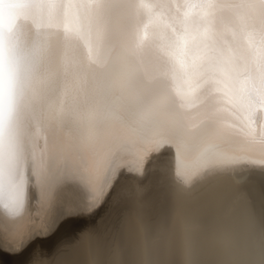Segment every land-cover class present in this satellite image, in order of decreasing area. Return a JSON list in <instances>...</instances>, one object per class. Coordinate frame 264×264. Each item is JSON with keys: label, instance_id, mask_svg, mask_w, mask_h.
Instances as JSON below:
<instances>
[{"label": "bare ground", "instance_id": "6f19581e", "mask_svg": "<svg viewBox=\"0 0 264 264\" xmlns=\"http://www.w3.org/2000/svg\"><path fill=\"white\" fill-rule=\"evenodd\" d=\"M218 2L211 0L209 4ZM205 4L208 0H103L86 6L95 21L93 26L84 20L61 18L52 27L41 26L33 5L18 0H4L0 5L6 23L12 25V37L28 54L30 72L22 111L37 150L43 148L47 134L90 166L95 155L101 160L87 147L92 136L98 148L122 149L105 167V195L94 196L88 187L81 188L73 181L57 198H50L47 188L39 190V198L26 205L19 219L0 218L3 235L9 240L27 229L38 232L36 245L28 253L29 264H43L36 258L45 257V253L50 258L47 261L60 256L57 261L64 264L102 262L103 250L92 235L111 208L125 209L128 218L122 235L133 242L126 253L132 264H264V209L242 197L244 191L259 195V189H264V158L258 147H245L244 140L251 139L250 135L242 139L239 131L222 125L241 126L246 134L254 130L256 138L264 131V108L259 107L264 104L248 103L255 95L251 69L259 55L260 37L238 28L231 16L237 10L221 14L201 7ZM191 7L195 13L187 15ZM207 26L210 29L203 34ZM210 43L215 51L208 47ZM202 66L210 69L205 78L199 74ZM225 67L227 73L221 71ZM208 79L226 81L229 96L236 100L233 108L220 99L221 92L211 89L217 98L213 103L214 126L236 150L246 148L249 152L215 151L212 156L197 154L194 161L178 154L168 138L159 134L150 139L141 137L134 125L118 121L120 115L130 114L132 107L141 108L149 88L158 84L177 106L183 97L192 98V103L180 110L193 116L186 122H201L199 130L205 133L206 125L198 113L207 99L202 93ZM109 81L113 85L110 91ZM119 91L126 94L117 97ZM107 113L111 115L103 116ZM74 118L88 139L81 138ZM104 125L117 134L112 136V145L111 138L102 135ZM145 153L150 154L147 159L151 163L146 162ZM203 168L208 171L202 176ZM252 168L258 171L254 176L248 173ZM122 170L125 174L119 176L115 192L108 197L110 184ZM70 221L83 226L77 239L67 245L70 250L47 253L39 241ZM159 232L162 237L156 239H162L161 245L165 242L166 255L147 239ZM34 252L37 255L33 256ZM116 254L113 260L120 256L123 263L124 255L114 258ZM13 256L5 251L0 264H17Z\"/></svg>", "mask_w": 264, "mask_h": 264}, {"label": "snow or ice", "instance_id": "6c2138e0", "mask_svg": "<svg viewBox=\"0 0 264 264\" xmlns=\"http://www.w3.org/2000/svg\"><path fill=\"white\" fill-rule=\"evenodd\" d=\"M18 2L33 5L41 26L52 27L61 18L65 21L84 20L89 26H93L95 21L87 14L86 6L102 3L103 0ZM3 3L4 0H0V5ZM201 7L213 9L221 14H229L230 10L235 9L237 11L231 16L236 19L238 28L259 35V55L251 69V88L255 95L248 98V103L258 101L264 104V0H220L216 4H205ZM208 47L212 49V44ZM221 71L227 73L229 69L225 67ZM29 72L28 54L12 37L11 24L6 23L3 9L0 8V218L7 216L10 220L22 217L26 205L35 198V193L43 188H47L50 198H57L73 181H78L79 184L87 186L94 196L105 195L102 177L106 169L96 155L90 166L84 165L77 154L71 155L57 139H50L47 134L44 135L43 148L37 150L36 139L28 132L22 111L23 92ZM209 72L210 69L204 66L199 69L201 78L208 76ZM213 87L223 94L220 99L232 103L227 91V82L208 79V87L202 93L207 99L198 113L202 123L206 125L204 137L200 139L212 134L222 135V130L214 127L213 103L217 98L211 95ZM191 103V97H183L182 103L177 106L168 97L163 85H152L146 103L137 114L138 133L141 137L159 134L160 137L168 138L177 153L181 154L186 143L183 134L184 123L193 116L180 109ZM250 136L247 147L251 150L258 147L261 157L264 158V131L258 141L254 130L250 132ZM149 155L144 154L147 163H151L147 159ZM124 174L122 170L116 175L106 193L108 197L115 192L119 176ZM3 232L0 219V255L11 251L17 264H29L28 253L36 245L38 232L35 229H27L18 233L12 240L4 237Z\"/></svg>", "mask_w": 264, "mask_h": 264}, {"label": "water", "instance_id": "95a60500", "mask_svg": "<svg viewBox=\"0 0 264 264\" xmlns=\"http://www.w3.org/2000/svg\"><path fill=\"white\" fill-rule=\"evenodd\" d=\"M209 3H211V0H208V4ZM204 10H203V13H205ZM193 13H195L194 10H193V7L187 8V12H186L187 15H191ZM147 26L148 25H146L145 27H147ZM64 27L66 29H69L67 27V24L66 23H64ZM11 28H12V25H11ZM209 29H210V27H208V26L207 27H204L203 30H202V33L203 34H207ZM228 31H229V33L231 32L230 34L233 33V30L231 28L228 29ZM143 35L145 36V34H143ZM175 82H176V80H175ZM112 87H113L112 82L109 81L108 82V91H110V88L112 89ZM118 93L119 94H118L117 97H122V96H124L126 94V91H125V94H122L120 91ZM235 101L236 100H232V103L229 104L233 108H234V102ZM190 107L193 108V106H190ZM140 109L141 108L132 107L131 110H130V114H128L126 116L120 115L119 118H118V121H120L121 123L126 121L128 125L130 124V125H134L136 127V124H137V114H138V112H139ZM104 115L108 116V115H111V114H108L107 113V114H103V116ZM95 116H99V114L98 115H95ZM95 118H97V117H95ZM99 120L100 119H98V121ZM74 121H76L74 123H76V127L79 129L78 132H80L81 138H83L84 140L88 139L87 138V134L82 129L81 124H77L80 121H77V119H75V118H74ZM200 124H201V122H194L192 124H190L189 122H185L184 123V131L187 134H185L186 143L184 145V148H183L181 154L184 153L187 156L191 157L194 161H196V155L197 154L204 155L202 157L212 156V155H214L216 153L215 151L227 152V151H230V149H232L234 152L235 151L236 152H249V150L246 149V148H242L241 149V148L238 147L237 150H236L235 149V145H233L230 142H227V140H225L224 136H222V135L212 134V135L207 136V137H205L203 139H200L201 137H204V133L200 132V130H199V128L201 126ZM223 124H225L226 126L230 127L232 130H235L237 132L239 131L238 133L239 134L241 133L240 135L242 136L241 137L242 139H243V135H245L247 137H249L248 135H250V132L251 131L250 132L248 131L249 134H246L244 132L245 131L244 128H242L241 126L233 125L232 123H229V122H223L222 125ZM214 127L217 128L216 126H214ZM101 129H102V131L104 133L102 135L105 138H108V139L111 138L110 139V143L112 145V142H113L112 136L113 137L117 136V134H115V131H112L106 125L102 126ZM156 135L158 136V134H155V135L149 134V135H147V137L150 139V138H153ZM250 140L251 139L244 140L245 141L244 143L248 145L249 142H250ZM256 140L258 141L259 138H256ZM87 141H88L87 142L88 149H92L93 151H95L97 153L98 156L101 157V160L100 161L103 163L104 167H106V165L110 161L111 156H113L115 153H118V152H121L122 151V149H120V146H117L115 148H110V150H109V148L107 146L106 147L101 146L99 148L96 147V145H95L96 142L94 141V136H92V139L91 140L88 139ZM110 147H112V146H110ZM245 147H247V146H245ZM194 165H196V164L194 163ZM207 168H210V167H207ZM207 168H205V169L203 168L204 169L203 170L204 173H202V176L205 174V172L208 171ZM231 168H233V167H231ZM198 169H201V168L198 167ZM198 172H200V171H197L195 173H198ZM248 173L250 175L254 176V175H256L258 173V171L255 168H252V169L248 170ZM196 177H197V175H194L193 179L195 180ZM259 177H262L263 178V176H259ZM197 181L198 180H195V182H197ZM79 185H80L81 188L82 187L83 188H87V186H85L83 184H79ZM44 189L45 188H43V190ZM38 191L35 193V198H37V199L39 198V193H40ZM40 191H42V189H40ZM82 228H83V226H79V225H77L75 223H72L70 221L66 225H62L53 234H50L48 237H45L44 239H41L39 241V243H40L41 247L42 246L46 247L47 253H49V254L51 253L52 254V253L58 251L61 248V246H64V245L68 244L69 242H71L72 240H74L78 236V231L81 230Z\"/></svg>", "mask_w": 264, "mask_h": 264}, {"label": "rangeland", "instance_id": "374dc122", "mask_svg": "<svg viewBox=\"0 0 264 264\" xmlns=\"http://www.w3.org/2000/svg\"><path fill=\"white\" fill-rule=\"evenodd\" d=\"M264 187V186H263ZM245 192V193H244ZM244 192H242V197L245 199V197L246 198H248V200H250V202L251 201H256V202H258V203H260L259 204V207L261 206V208L262 209H264V197H263V194H264V189L263 188H260L259 189V195H257L256 194V192H254L255 193V195H257L256 197H255V195H254V193H250L248 190L247 191H244ZM249 192V193H248ZM244 194V195H243ZM253 195V196H252ZM248 196V197H247ZM259 196V197H258ZM255 197V198H254ZM261 197V198H260ZM255 200H254V199ZM261 200H263V201H261L262 203H263V205H262V203L260 202V199ZM245 200H247V199H245ZM256 202H254V203H256ZM119 203V201H117L114 205H116V204H118ZM124 211V212H123ZM263 211V210H262ZM122 212V213H121ZM118 213V214H117ZM124 213L126 214V212H125V209L124 208H122V209H119L118 211H116V210H113L112 208L108 211V212H106L102 217H101V220H100V222H99V224H100V226H99V228L97 229V230H95V232H93L94 233V235H92V237H93V239L95 238V240L96 241H98V243L100 244V246H101V250H103L102 252H101V256H102V254H104L103 255V257H101L100 256V259H99V261L101 260V258L103 259V260H105V262L103 261V260H101L102 262H99V264H113L114 262H116L117 260H118V258L117 259H114V260H116V261H114L113 260V255H114V253L116 252V253H118V255L119 254H121V255H124L122 258L123 259H121L122 260V262L123 263H121V262H119L120 261V256H119V260H118V262H119V264L121 263V264H132L133 262H132V260L129 262V258L127 259V254L126 253H128L129 254V251L133 248V242H129L128 240L126 241V239H125V237L123 238V235H122V233H123V227H124V225H125V222H126V219L128 218L127 217V215H124ZM263 214H264V211L262 212ZM122 215V216H121ZM119 216H121V217H119ZM125 216V217H124ZM121 226V227H120ZM119 231V232H118ZM121 231V232H120ZM161 233L162 232H159V233H151V234H149V237H147V239L149 240V242H150V244L152 245L153 244V246H155L156 248H158V252H160L161 251V253H163V251L164 250H166V244H165V242H163L164 244H162L161 245V242H162V239H160V240H158V242H157V239L156 238H160V236H161ZM157 234V235H156ZM160 234V235H159ZM113 237H112V236ZM154 235H156V237L154 236ZM107 236V237H106ZM121 236V237H120ZM152 236H154V237H152ZM158 236V237H157ZM112 237V239H109V238H111ZM162 237V236H161ZM154 238V239H153ZM75 239H77V237L75 238ZM74 239V240H75ZM109 239V240H108ZM74 240H72L71 242H69L68 244H70V243H73L74 242ZM102 240V241H101ZM122 240H124V241H122ZM101 241V242H100ZM114 241V242H113ZM119 241V242H118ZM156 241V242H155ZM103 242V243H102ZM125 242V243H124ZM127 243V244H126ZM158 243V244H157ZM68 244H66V245H64V246H61V248L59 249V250H61L62 252H68L70 249L67 247V245ZM122 244V245H121ZM154 244H157V245H154ZM121 246V248H119L120 246ZM127 245H128V247H130V249L127 247ZM123 246V247H122ZM124 246H126V247H124ZM158 246H160V247H158ZM164 246V247H163ZM67 249H66V248ZM103 247V248H102ZM114 248H116V250L114 249ZM128 248V249H127ZM65 250H68V251H65ZM114 250H115V252H114ZM121 252H123V254L122 253H120L119 251ZM126 250H128V252L126 251ZM36 253H37V251H35ZM33 253V256L36 254V253ZM125 252V253H124ZM166 251H164V254L166 255V253H165ZM37 255V254H36ZM41 255H43V254H41ZM117 254L115 255V257L114 258H116L117 256H118ZM43 256H45V257H41V258H36V260H38V262L40 261V262H43V264H53L55 261H56V263L57 262H59V264H62V262L63 261H60L61 259V257L60 256H58V257H56V258H51V260L50 261H47V260H49L50 258L46 255V253L43 255ZM48 257V258H47ZM125 257V258H124ZM43 258V259H42ZM106 258V259H105ZM57 259H60L59 261H57ZM33 260V259H32ZM33 261H35V259L33 260ZM114 261V262H113ZM32 262V261H31ZM30 262V263H31ZM45 262V263H44ZM113 262V263H112ZM118 262L116 263V264H118ZM56 263H54V264H56ZM42 264V263H41ZM63 264H64V262H63ZM115 264V263H114Z\"/></svg>", "mask_w": 264, "mask_h": 264}]
</instances>
